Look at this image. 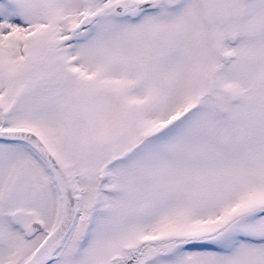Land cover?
Here are the masks:
<instances>
[{
  "label": "snow or ice",
  "instance_id": "6c2138e0",
  "mask_svg": "<svg viewBox=\"0 0 264 264\" xmlns=\"http://www.w3.org/2000/svg\"><path fill=\"white\" fill-rule=\"evenodd\" d=\"M0 264H264V0H0Z\"/></svg>",
  "mask_w": 264,
  "mask_h": 264
}]
</instances>
